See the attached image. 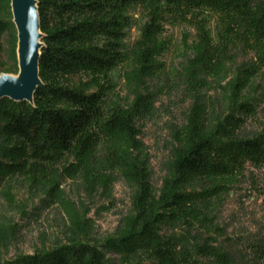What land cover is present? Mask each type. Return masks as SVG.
Segmentation results:
<instances>
[{
  "label": "trees",
  "instance_id": "obj_1",
  "mask_svg": "<svg viewBox=\"0 0 264 264\" xmlns=\"http://www.w3.org/2000/svg\"><path fill=\"white\" fill-rule=\"evenodd\" d=\"M37 2L41 85L32 103L0 100V180L34 182L64 163L75 161L82 171L103 162L106 178L123 179L138 192L133 213L102 243L68 238L0 264H264V235L231 239L235 248H222L217 244L226 231L216 216V207L244 182L247 166H264V133L245 134L257 115L254 82L264 70V0ZM136 14L139 34L128 47ZM181 25L195 34L192 41L184 37L187 51L214 77L234 51L252 53L254 60L222 87V111L188 119L175 137L169 174L155 190L139 128L154 113L139 100L121 105L114 77L130 60L140 73L164 74L165 28ZM17 44L11 0H0V76H18ZM187 76L193 88L199 81ZM66 213L73 237L88 238L93 225L86 217L74 208ZM173 228L180 234H165Z\"/></svg>",
  "mask_w": 264,
  "mask_h": 264
},
{
  "label": "rangeland",
  "instance_id": "obj_2",
  "mask_svg": "<svg viewBox=\"0 0 264 264\" xmlns=\"http://www.w3.org/2000/svg\"><path fill=\"white\" fill-rule=\"evenodd\" d=\"M135 18L128 47L139 34L141 16L136 14ZM186 34L191 41L195 38L188 26L165 28L166 52L161 58L167 68L164 74L140 73L136 62L130 60L114 77V91L121 105L131 107L139 100L138 105L143 102L154 113L153 117L142 120L139 128L141 141L149 153L151 184L155 190H159L169 174L175 137L188 119L203 113L209 118L222 111L223 107L217 105L222 99V87L238 68L254 60L252 53L234 51L221 75L214 77L201 57L187 51L183 43ZM4 46L7 49L5 42ZM190 72L191 78L199 81L193 83V88L184 81ZM254 85L252 96L257 115L245 127V134L250 136L264 133V70ZM80 167L75 161L64 163L34 182L23 177L0 180V263L32 255L42 248L54 249L66 244L68 238L100 244L117 233L122 220L134 211L137 187L123 179L106 178L110 170L103 162L93 163L82 171ZM245 177L216 207L218 222L226 231V238L217 245L228 250L235 248L231 239L257 240L264 235V166L248 165ZM71 208L93 225L88 238L73 237L74 230L66 213ZM165 234L179 235L180 230L173 228Z\"/></svg>",
  "mask_w": 264,
  "mask_h": 264
},
{
  "label": "water",
  "instance_id": "obj_3",
  "mask_svg": "<svg viewBox=\"0 0 264 264\" xmlns=\"http://www.w3.org/2000/svg\"><path fill=\"white\" fill-rule=\"evenodd\" d=\"M13 23L17 30L18 76H0V100L32 103L41 85L39 61L43 35L37 0H11Z\"/></svg>",
  "mask_w": 264,
  "mask_h": 264
}]
</instances>
